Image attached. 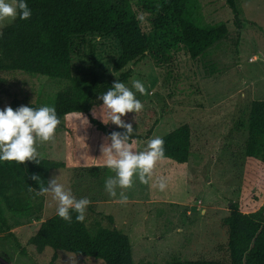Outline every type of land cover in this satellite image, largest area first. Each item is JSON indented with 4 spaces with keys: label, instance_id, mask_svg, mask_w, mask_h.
Returning a JSON list of instances; mask_svg holds the SVG:
<instances>
[{
    "label": "rangeland",
    "instance_id": "obj_1",
    "mask_svg": "<svg viewBox=\"0 0 264 264\" xmlns=\"http://www.w3.org/2000/svg\"><path fill=\"white\" fill-rule=\"evenodd\" d=\"M236 1L243 19L241 30L235 27L226 0H198L192 19L203 26L225 23L228 33L196 58L181 47L162 62H156L148 53L115 71L114 63L121 52L118 40L112 35L88 34L73 38L78 51L72 54L73 80L20 70L1 74L6 80L0 85L2 106H8L14 97L24 104L51 106L58 91L68 86L85 87L91 67L103 84L130 70L131 76L124 84L135 92L132 84L139 80L146 89L143 95L136 92L142 111L122 117L132 124L133 133L142 136L131 144L135 151L145 150L149 139L162 137L185 123L190 126L188 161L179 164L171 159L159 160L148 184L137 179L132 188L123 189L126 201L111 197L105 190V179L115 175L105 166L102 152L110 141L88 113L65 115L54 139L37 144L40 157L66 163L51 171L49 180L57 177L77 199L90 200L95 209L88 215L91 228L100 222L128 234L135 262L228 260L225 219L229 205L240 199L250 202L252 208L264 204V193L254 185L247 186L244 174L250 104L264 99V0ZM132 8L142 30L149 32V13L136 0H132ZM11 22H0V28ZM100 96L90 114L109 129L120 128L105 123L107 110L102 112ZM161 177L167 183L163 191L157 186ZM120 191L118 188L117 193ZM56 209L57 202L47 193L39 215L11 218L10 229L0 232V251L13 264H104L101 259L64 250H59L58 259L51 263L53 248L46 247L39 253L27 243Z\"/></svg>",
    "mask_w": 264,
    "mask_h": 264
},
{
    "label": "trees",
    "instance_id": "obj_2",
    "mask_svg": "<svg viewBox=\"0 0 264 264\" xmlns=\"http://www.w3.org/2000/svg\"><path fill=\"white\" fill-rule=\"evenodd\" d=\"M149 13L152 28L142 30L132 8V0H28L33 15L29 20L16 19L0 28V85L6 80L1 74L7 71H24L33 75L73 80L72 54L75 36L100 34L114 36L121 48L114 63L120 71L128 63L150 54L156 62L166 60L170 53L184 47L191 58L203 54L215 42L225 37V23L203 26L193 17L198 0H136ZM233 12V23L242 29L243 19L236 0H226ZM130 70L118 79L102 83L91 67V78L83 88L68 86L58 91L51 106L60 120L69 113H88L91 121L105 132L108 140L112 132L95 119L90 112L96 99L114 82H128ZM8 106L38 108L40 103L24 104L14 97ZM5 108L0 104V109ZM248 137L244 144L245 181L264 193V99L250 104ZM191 128L185 123L160 137L164 140L165 158L179 164L186 163L191 152ZM142 136L133 133L130 143ZM111 142V141H110ZM66 166L63 161L40 157V163L25 161L0 162V232L10 229L11 218L29 219L43 209L44 195H36L40 185L32 179L41 177L46 184L51 171ZM31 189V190H30ZM257 199L254 198V201ZM252 202V200H251ZM225 219L227 226L228 260L200 258L173 260L168 264H264V204L252 208L245 199L232 201ZM95 212L88 206L85 222L71 223L57 213L44 219L36 233L27 241L42 253L46 247L54 249L51 263L58 259V251L101 259L104 264H160L153 261L135 262L133 245L128 234L114 226L96 222L91 228L88 215ZM114 224L112 216H107Z\"/></svg>",
    "mask_w": 264,
    "mask_h": 264
},
{
    "label": "clouds",
    "instance_id": "obj_3",
    "mask_svg": "<svg viewBox=\"0 0 264 264\" xmlns=\"http://www.w3.org/2000/svg\"><path fill=\"white\" fill-rule=\"evenodd\" d=\"M32 15L33 10L28 0H0V22L29 20ZM132 88L135 92L117 80L99 97L103 101L102 112L107 110V121L105 122V115H102L103 121L111 122L125 130L112 132L109 136L110 144H105L102 148L105 166L115 173L105 179V190L111 197H118L121 201L128 199L123 189L132 188L137 179L140 183L148 184L156 163L165 158L164 140L160 137L149 139L146 149L142 151H135L130 143L134 129L132 124L126 123L122 117L128 113L138 114L142 111L143 104L136 97V92L141 95L146 92L144 84L139 80L133 81ZM60 123L56 109L48 105L38 108L20 106L16 109L6 106L0 109V162L40 163L37 144L52 141ZM32 179L40 185L36 195L52 194L57 202L56 213L60 218L71 223L75 213L77 222H85L90 205L88 198L77 199L58 182L57 177L48 180L46 184L37 175H33ZM157 186L163 191L167 186L166 180L159 178ZM118 188L121 189L119 194Z\"/></svg>",
    "mask_w": 264,
    "mask_h": 264
},
{
    "label": "flooded vegetation",
    "instance_id": "obj_4",
    "mask_svg": "<svg viewBox=\"0 0 264 264\" xmlns=\"http://www.w3.org/2000/svg\"><path fill=\"white\" fill-rule=\"evenodd\" d=\"M0 244H1V242H0ZM5 258V259H7V260H9L10 262H11V260L4 254V252L3 251H0V258ZM0 264H2L1 263V261H0ZM11 264H13L12 262H11Z\"/></svg>",
    "mask_w": 264,
    "mask_h": 264
},
{
    "label": "water",
    "instance_id": "obj_5",
    "mask_svg": "<svg viewBox=\"0 0 264 264\" xmlns=\"http://www.w3.org/2000/svg\"><path fill=\"white\" fill-rule=\"evenodd\" d=\"M0 261L2 264H11V262L9 260L2 258V257L0 258Z\"/></svg>",
    "mask_w": 264,
    "mask_h": 264
}]
</instances>
